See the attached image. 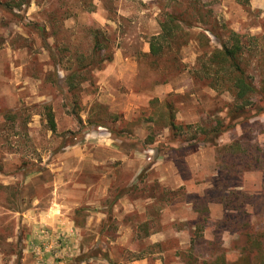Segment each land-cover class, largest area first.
Here are the masks:
<instances>
[{
  "label": "rangeland",
  "instance_id": "obj_1",
  "mask_svg": "<svg viewBox=\"0 0 264 264\" xmlns=\"http://www.w3.org/2000/svg\"><path fill=\"white\" fill-rule=\"evenodd\" d=\"M185 8L216 20L225 40L224 25L243 36L245 65L261 88L264 0H31L14 12L0 7V185L8 186H0V264H46L31 245L40 214L56 202L79 227L67 264H210L220 255L235 260L244 245L255 263L264 260V238L255 243L264 233V111L256 104L230 121L232 95L207 86L198 67L203 23L194 22L177 44H164L161 55L150 54L161 12ZM94 28L106 36L112 59L70 87L68 75L91 53ZM209 35L210 48L220 46ZM165 100L175 121L189 127L170 132ZM218 120L230 127L215 145L206 143L201 126ZM119 152L136 157L135 167ZM126 186L131 204L123 205L117 196ZM98 243L111 262L87 258Z\"/></svg>",
  "mask_w": 264,
  "mask_h": 264
},
{
  "label": "trees",
  "instance_id": "obj_2",
  "mask_svg": "<svg viewBox=\"0 0 264 264\" xmlns=\"http://www.w3.org/2000/svg\"><path fill=\"white\" fill-rule=\"evenodd\" d=\"M30 1L31 0H0V7L6 11L14 12V9L20 10L24 4H28ZM189 3L192 5V2ZM192 8L194 7L192 6ZM191 10V8L190 10L189 8H185L180 12L170 10L161 12L162 19L159 21L160 31L152 35L149 40L150 54L154 56L161 55L165 49L164 44L171 46L174 43L177 44L178 40L183 35L190 36V30L195 27L194 22L199 21L204 24L205 28L197 34L196 38L200 43L199 48L201 51L198 56V67L200 66L204 74L207 86L214 89H218L219 86H221L232 95L233 100L230 103L228 112L230 121L240 118L246 114L249 109L254 108L256 104L258 105L256 107L257 112L264 111V84L259 88L247 70V65H245L246 43L243 36L224 25V33L227 36V40H225L222 37V33L218 31L220 27L216 20H207L205 18L206 14L199 8L194 13H192ZM195 15L197 18H193ZM208 32L212 34L214 38L218 39L220 46L210 48L211 37ZM252 38L256 40L259 37L252 36ZM105 39L106 36L101 29H92L93 44L91 53L86 59L81 58L78 67L68 75L67 79L70 87L75 85V79L81 76L82 73H91L92 70L98 68V64L101 61L105 62L106 60L110 61L112 59V54L109 52L110 44H107V40ZM105 50L108 51L107 55L102 58V52ZM157 101L158 99L152 100L151 104H156ZM164 104L167 106V108L165 106L164 108L167 112V119H169L167 127L172 134H177L183 127H189V125L184 126L175 121V113L171 106L172 103L169 100H165ZM44 107L47 124L52 132H56L57 124L53 109L47 104H45ZM11 113L13 112L7 111L6 118L11 117ZM98 126H100V123H98ZM228 127L230 126L218 120L215 125L206 128H202L201 126L200 133L203 135L202 139H204L206 143L215 145V136ZM0 186L4 188L8 187L5 185ZM261 238H264V233L257 236L255 243L261 245ZM92 256H102L110 262L112 261L108 249L103 244L98 243L92 248L87 258H91ZM76 259L78 261L82 260V258ZM17 264H20V260L17 261ZM210 264H264V260L260 263H255L254 257L249 253V246L244 245L241 249L240 256L235 260L229 261L224 255H220L217 256L215 260L211 261Z\"/></svg>",
  "mask_w": 264,
  "mask_h": 264
},
{
  "label": "crops",
  "instance_id": "obj_3",
  "mask_svg": "<svg viewBox=\"0 0 264 264\" xmlns=\"http://www.w3.org/2000/svg\"><path fill=\"white\" fill-rule=\"evenodd\" d=\"M112 155H116L115 152ZM118 155H119V158L122 159V161L125 163V165L134 166V163H135L134 161L136 157L134 156L132 157L128 155L127 153H122V152H119ZM90 160L96 164L103 163V160L100 161L96 157H93L92 155L90 157ZM138 169H140V167H138L136 170L134 168L133 170L134 172L133 174H135V176L139 172V171L137 172ZM127 189L128 188L126 186L123 189V191L120 192V194L117 196V201L123 205L131 204V203H128L130 201L128 191L125 192V190ZM66 208L67 206L64 204V202L54 203V205L50 206L48 210L43 211L42 214H40L39 216L40 221L38 222V225L35 226V235H33V237H36V232H37L39 225L45 224L53 231L62 232L66 238L64 242V247L61 248L59 252L60 254H64V256L67 255V257H65L62 260H53L52 255L45 254L46 264H67L68 261H71L70 257H72V255L75 254V252L73 253V251L76 250V245L74 243V245L71 246V242L74 240V237L79 234V227L75 223L74 217L70 214L68 210H66ZM115 246L117 245L114 244L112 247H115ZM73 247H74V250H73ZM111 252L113 251L111 250ZM36 264H39V263H36ZM130 264H144V263H142V261L141 262L134 261Z\"/></svg>",
  "mask_w": 264,
  "mask_h": 264
},
{
  "label": "built area",
  "instance_id": "obj_4",
  "mask_svg": "<svg viewBox=\"0 0 264 264\" xmlns=\"http://www.w3.org/2000/svg\"><path fill=\"white\" fill-rule=\"evenodd\" d=\"M65 235L62 232L53 231L45 224H40L32 242V250L38 258H43L45 254H59V250L64 247Z\"/></svg>",
  "mask_w": 264,
  "mask_h": 264
}]
</instances>
